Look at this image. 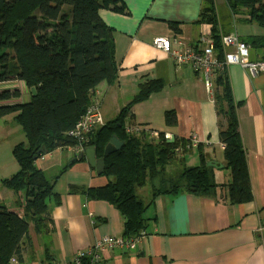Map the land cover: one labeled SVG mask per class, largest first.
Segmentation results:
<instances>
[{"label": "crops", "instance_id": "0c3cea01", "mask_svg": "<svg viewBox=\"0 0 264 264\" xmlns=\"http://www.w3.org/2000/svg\"><path fill=\"white\" fill-rule=\"evenodd\" d=\"M224 2L228 8L226 0ZM120 3L124 13L99 12L100 19L112 30L115 68L112 83L102 82L93 92L100 103L102 125L116 118L138 94L141 84L160 80L162 89L131 107V119L125 121L126 133L129 131L130 135L148 142L169 135L171 140H180L182 144L195 137L196 146L183 151L180 144L177 149L179 165L198 166L197 147L200 145L206 162L223 166L221 169L212 167L216 180L222 170L229 174H224L221 183L217 181L219 186L215 193L208 196L184 193L154 196L151 182L146 181L142 187L150 186L142 194L143 201L137 196L140 191L137 188L142 187H136L135 194L145 206L144 238L133 250L114 249L104 253L100 264H264V73L251 76L241 66H229L226 70L234 102L240 104L238 131L252 194L250 202L231 204L226 187L231 180L230 169L218 139L214 100L197 71L187 65H175L169 55L152 45L153 39L161 36L178 38L193 47L198 45L202 35L212 36L210 25L199 17L203 0H120ZM215 4L217 6V0ZM239 13L235 16L228 8L231 23L224 30L219 21L220 38L236 34L242 41L264 35L257 25L244 21V12ZM250 52L253 62L264 59L263 51L250 47ZM4 91H15L18 95L0 102L1 106L27 103L31 97L22 81L0 84V92ZM167 111L176 114L174 127L164 122ZM0 123L5 138L8 136L6 128L20 133L10 132L8 148L3 150L9 157L8 164H0V168L6 166L13 174L17 170L13 163L19 167L10 149L25 145V136L21 128L20 131L15 128L17 122L12 116L0 119ZM17 140L20 143L17 144ZM80 153L64 147L41 154L35 162L53 187L48 203L53 230L38 235L30 224L29 244L22 252L23 261L29 264L71 261L77 252L97 239L125 237V219L119 211L109 202L91 199L88 194L89 190L106 187L108 179L96 174L86 159L80 161ZM6 178L0 176V185ZM16 200L23 201V193L15 195L6 187L0 188V206L21 215L22 205H17Z\"/></svg>", "mask_w": 264, "mask_h": 264}, {"label": "trees", "instance_id": "16d2710c", "mask_svg": "<svg viewBox=\"0 0 264 264\" xmlns=\"http://www.w3.org/2000/svg\"><path fill=\"white\" fill-rule=\"evenodd\" d=\"M226 3L233 15L244 12V21L264 32V0H226ZM103 10L124 13V6L120 0H0V84L22 81L31 96L27 103L0 105V119L12 116L26 139L25 145L18 144L12 149L19 167L17 173L1 182L13 194L23 193V201L16 200L17 205H22L21 215L0 206V264H7L12 258L22 260V252L29 244L30 224L38 235L53 230L48 207L53 187L35 162L41 154L78 144L67 133L96 100L93 95L96 87L102 82L112 83L115 78L112 30L99 17ZM199 17L210 25L214 52L221 58L215 0H203ZM242 41L253 50L264 52V35ZM162 87L160 80L141 84L138 94L116 118L93 129L84 144L85 149L94 150L96 159H103L102 175L108 179L106 187L89 190L88 194L91 199L109 202L119 211L125 219V237L144 234L145 206L137 198L135 188L144 186L146 181L151 182L154 196L182 193L208 196L219 186L216 171L206 166L200 145L197 147L200 164L191 170L183 165L175 176L168 166L178 160L180 140L158 138L148 142L129 131L126 133L125 121L131 119V107ZM17 95L15 91L0 92V102ZM211 96L218 119V139L230 169L231 180L226 186L229 202H250L248 167L238 131L240 104L234 102L226 69L214 72ZM164 122L174 127L176 114L167 111ZM112 137L123 146L104 156ZM183 146L180 148L186 151ZM221 187L224 189L225 184Z\"/></svg>", "mask_w": 264, "mask_h": 264}, {"label": "built area", "instance_id": "2783aa9c", "mask_svg": "<svg viewBox=\"0 0 264 264\" xmlns=\"http://www.w3.org/2000/svg\"><path fill=\"white\" fill-rule=\"evenodd\" d=\"M152 45L166 55H169L175 65H187L197 71L201 76L208 94H211L214 72L216 70H227L229 66H241L245 68L251 76L264 73V60L250 62V47L248 44L241 41L236 34H228L220 38L221 58L217 57V54L214 52L211 34L202 35L198 45L193 47L187 46L178 38L168 39L161 36L155 37L152 41ZM99 108L100 105L98 101L94 100L75 127L67 133L68 137L78 140V144L74 148L69 147V149H73L77 152H84V144L88 136L93 129L102 124ZM154 137H157V134H155ZM163 139L171 140L169 135H165ZM197 140L198 139L194 137V140L184 144L183 149L188 150L196 146ZM143 236L144 234H142L139 239L123 236H104L97 239L88 248L77 252L71 261H65L59 264H100L104 253L114 249L133 250L141 238H144ZM7 264L29 263L23 261V259L20 261L17 258H12Z\"/></svg>", "mask_w": 264, "mask_h": 264}, {"label": "rangeland", "instance_id": "374dc122", "mask_svg": "<svg viewBox=\"0 0 264 264\" xmlns=\"http://www.w3.org/2000/svg\"><path fill=\"white\" fill-rule=\"evenodd\" d=\"M216 9H217V13H218V18H219V21L221 20V25H222V27H223V29L224 30H226V29H228V26H229V24L231 23V21H230V19H228V8H227V6H226V4H225V2H224V0H221V1H219V0H217V6H216ZM219 11V12H218ZM238 15H240V13L239 12H237V14H235V16H238ZM224 16H227V17H224ZM251 53V52H250ZM251 55V54H250ZM249 60L251 61V62H253L254 60H253V58L251 59V56H249ZM2 124L0 123V126H1ZM14 126H15V128L17 129V130H19L20 129V127H19V125L17 124V123H14ZM20 131V130H19ZM10 132H12V133H14V134H20V133H16L13 129H11V128H6V133L8 134V136H9V134H11ZM8 136H6V138H5V134H3L2 133V131L0 130V151H1V153H2V155H1V153H0V164H3V163H7L8 164V158L9 157H7L6 156V154L3 152V150H4V148H8V145H9V140H8ZM24 136V135H23ZM19 141V142H18ZM17 144L18 143H20V140H17V142H16ZM24 144H26V139H24ZM10 151H11V153H12V150L10 149ZM11 160H12V162H14L13 161V159H12V157H11ZM179 160H175V161H173V163L172 164H170L169 166H168V171H170L173 175H177V173L179 172V171H181L182 169H183V167L182 166H180L179 165V162H178ZM39 162V161H38ZM14 165H15V167H16V169L18 170V168H17V165L15 164V163H13ZM192 167V166H191ZM17 170H16V172H17ZM16 172H14L13 174H15ZM227 172V173H226ZM10 173H12V172H8L7 171V168H6V166L4 167H2V168H0V176L1 177H7V178H10L13 174H10ZM224 174H229V171H226V170H222V171H220V175H219V177H218V182L219 183H221L220 182V180H222L223 178H224ZM169 175V174H168ZM149 186L150 185H146L144 188L142 187L141 189H139V188H137L138 189V191L139 192H137V189H136V192H137V196L141 199V200H143L144 201V198H143V196H142V194L144 193V192H146V190H148V188H149ZM0 188H5V187H3V186H1L0 185ZM15 209V208H14Z\"/></svg>", "mask_w": 264, "mask_h": 264}, {"label": "water", "instance_id": "95a60500", "mask_svg": "<svg viewBox=\"0 0 264 264\" xmlns=\"http://www.w3.org/2000/svg\"><path fill=\"white\" fill-rule=\"evenodd\" d=\"M30 91L32 93V96H35V90L32 88ZM122 146H123L122 142H120L116 137H112L109 143L106 145L103 155L108 156L114 153L116 150L120 149ZM83 158L87 160V163L89 164L90 167L95 169L96 174L100 175L103 173L104 170L103 159L102 158L96 159L95 152L93 149L86 148L84 152L78 155L79 160H82ZM206 166L219 168V169L223 167L222 165H219L212 161H207ZM191 169H193V167L188 168V170Z\"/></svg>", "mask_w": 264, "mask_h": 264}]
</instances>
